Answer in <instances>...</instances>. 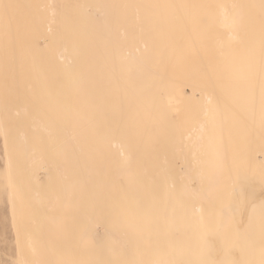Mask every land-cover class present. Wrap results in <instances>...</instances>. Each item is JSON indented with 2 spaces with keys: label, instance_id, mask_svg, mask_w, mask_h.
<instances>
[{
  "label": "bare ground",
  "instance_id": "6f19581e",
  "mask_svg": "<svg viewBox=\"0 0 264 264\" xmlns=\"http://www.w3.org/2000/svg\"><path fill=\"white\" fill-rule=\"evenodd\" d=\"M0 133L18 264H264V0H0Z\"/></svg>",
  "mask_w": 264,
  "mask_h": 264
},
{
  "label": "rangeland",
  "instance_id": "374dc122",
  "mask_svg": "<svg viewBox=\"0 0 264 264\" xmlns=\"http://www.w3.org/2000/svg\"><path fill=\"white\" fill-rule=\"evenodd\" d=\"M4 146V147H3ZM3 151H2V150ZM3 152H5V154L3 153ZM6 156V150H5V145H4V142H3V138H2V135H1V133H0V166L2 167V166H4V169L3 168H0V178H2V179H0L1 181V184H0V190L2 191V189L1 188H3L4 189V191H2L3 192V194L5 195L6 193H7V191H5V190H9V188H10V182L8 181V178H9V172H8V170L6 169V166H5V156ZM4 157V158H2V157ZM4 171V172H3ZM4 174H3V173ZM7 172H8V175H7ZM3 174V175H2ZM7 175V176H6ZM8 177V178H7ZM5 179V180H4ZM3 181V182H2ZM256 182V181H255ZM254 182V183H255ZM5 185H4V184ZM8 183H9V186H8ZM193 184L195 183V181H193L192 182ZM256 184V183H255ZM3 185V186H2ZM7 186V187H6ZM5 187V188H4ZM9 187V188H8ZM4 192H6V193H4ZM2 194V193H1ZM0 195V199H2V201H0L1 203H0V221H1V223H0V264H18V261H16L17 260V256H15L16 255V253L19 251V245H18V243H19V240H18V236H17V232H15L16 230H15V227H14V221H13V218H9V214H10V217L12 216L13 217V215H12V206H11V202H10V199H6V200H3V199H5V196L7 197V198H9V194L7 195ZM2 197H4V198H2ZM9 202V203H7V202ZM6 202V204H4V203ZM3 204V205H2ZM7 204H9L8 206H7ZM8 208H9V210H8ZM4 220H5V222H4ZM10 220H12L11 222H9ZM4 222V223H3ZM6 223V224H5ZM11 223H13L12 225L13 226H11ZM5 224V225H4ZM13 227H14V229H13ZM12 228V229H11ZM13 230V231H12ZM6 241V242H5ZM14 241V242H13ZM16 242V243H15ZM12 243H15V244H17V245H15V246H18V248L17 247H15V246H12V245H14V244H12ZM10 244H12V245H10ZM13 247V248H12ZM14 247H15V250L17 251H15L14 250ZM14 250V251H13ZM18 254V253H17Z\"/></svg>",
  "mask_w": 264,
  "mask_h": 264
},
{
  "label": "snow or ice",
  "instance_id": "6c2138e0",
  "mask_svg": "<svg viewBox=\"0 0 264 264\" xmlns=\"http://www.w3.org/2000/svg\"><path fill=\"white\" fill-rule=\"evenodd\" d=\"M3 8H4V11H5V14H7V8H8V6L7 5H4ZM262 179H264V176H262Z\"/></svg>",
  "mask_w": 264,
  "mask_h": 264
}]
</instances>
